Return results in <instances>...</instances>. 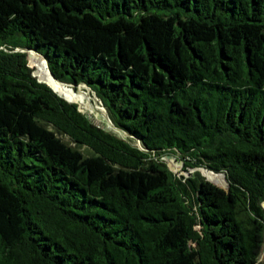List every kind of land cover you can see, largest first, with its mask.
<instances>
[{
    "label": "trees",
    "instance_id": "trees-1",
    "mask_svg": "<svg viewBox=\"0 0 264 264\" xmlns=\"http://www.w3.org/2000/svg\"><path fill=\"white\" fill-rule=\"evenodd\" d=\"M16 47L0 264H264V0H0V54Z\"/></svg>",
    "mask_w": 264,
    "mask_h": 264
},
{
    "label": "rangeland",
    "instance_id": "rangeland-1",
    "mask_svg": "<svg viewBox=\"0 0 264 264\" xmlns=\"http://www.w3.org/2000/svg\"><path fill=\"white\" fill-rule=\"evenodd\" d=\"M19 48L20 47H16L12 50H6V52L0 54V65L1 66L14 65L17 55L11 53V51L18 50ZM69 87H72V88L68 89L67 85H64V88L67 90V95L70 96L71 93L74 94L77 92L80 94V100H83L82 102H79L76 100L74 101L76 102L79 110L85 112L91 118L93 122L99 124L100 126L116 134L123 135V133H121L119 129L112 124L111 120L108 117L106 108L102 105L100 99L95 95L94 92H92L87 86H85L82 83H78L76 85L69 86ZM81 91L84 93L85 98L81 96ZM163 158L165 159L167 166L172 171H175L177 173H187L189 170H192V168H188V169L183 168L181 160L173 154L168 153L167 155H164ZM259 259L264 261V242L262 244L261 251L259 253Z\"/></svg>",
    "mask_w": 264,
    "mask_h": 264
},
{
    "label": "water",
    "instance_id": "water-1",
    "mask_svg": "<svg viewBox=\"0 0 264 264\" xmlns=\"http://www.w3.org/2000/svg\"><path fill=\"white\" fill-rule=\"evenodd\" d=\"M24 49H27V50H31V51H34V52H36L38 55H40V56H42L43 57V59L45 60V64H46V66H47V62H46V59H45V57L41 54V53H39L38 51H36L35 49H33V48H30V47H24ZM47 69H48V73H49V75L53 78V79H55V80H57V81H59L60 83H63V84H66V85H69V86H73V85H75L74 83H71V82H65V81H61V80H59V79H57L52 73H51V71L49 70V68H48V66H47ZM36 73H37V70L36 69H33L32 70V75L35 77V79L36 80H38V81H42V80H39L38 78H37V76H36ZM44 82V81H43ZM45 84H47L52 90H54L55 92H57L55 89H53L48 83H46V82H44ZM58 94H60L59 92H57ZM61 95V94H60ZM63 98H65L66 100H68V101H72V100H70V99H67L66 97H64L63 95H61ZM167 155V154H166ZM199 171H200V173H201V168H206V167H203V166H197L196 167ZM208 169V168H207ZM209 170H211V169H209ZM216 172V171H215ZM202 174V173H201ZM203 175V174H202ZM204 176V175H203ZM205 178H206V176H204ZM223 178H224V184H222V185H219V186H222V187H226L227 186V182H226V180H225V177H224V175H223ZM206 179H208V178H206ZM209 180V179H208ZM218 185V184H217ZM261 205L263 206L264 205V200H262L261 201Z\"/></svg>",
    "mask_w": 264,
    "mask_h": 264
},
{
    "label": "bare ground",
    "instance_id": "bare-ground-1",
    "mask_svg": "<svg viewBox=\"0 0 264 264\" xmlns=\"http://www.w3.org/2000/svg\"><path fill=\"white\" fill-rule=\"evenodd\" d=\"M42 60V62L45 64V60L43 59V57L42 56H40L39 57V60ZM45 66H46V64H45ZM46 68H47V66H46ZM48 70V69H47ZM42 80V79H41ZM55 80V79H54ZM42 81H44V80H42ZM57 81V80H56ZM45 82V81H44ZM59 82V81H58ZM60 84H62V85H66V84H63V83H60ZM67 87H68V89H71L72 87H69V85H67ZM67 91V90H66ZM81 96L83 97V98H85V96H84V93L81 91Z\"/></svg>",
    "mask_w": 264,
    "mask_h": 264
}]
</instances>
